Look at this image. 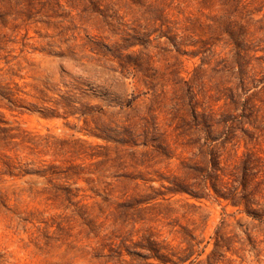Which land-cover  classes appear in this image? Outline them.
Here are the masks:
<instances>
[{
  "label": "rangeland",
  "instance_id": "rangeland-1",
  "mask_svg": "<svg viewBox=\"0 0 264 264\" xmlns=\"http://www.w3.org/2000/svg\"><path fill=\"white\" fill-rule=\"evenodd\" d=\"M147 249L264 264V0H0V264Z\"/></svg>",
  "mask_w": 264,
  "mask_h": 264
},
{
  "label": "trees",
  "instance_id": "trees-1",
  "mask_svg": "<svg viewBox=\"0 0 264 264\" xmlns=\"http://www.w3.org/2000/svg\"><path fill=\"white\" fill-rule=\"evenodd\" d=\"M215 247L216 248L218 247L217 243L215 244ZM147 250L148 252H150V255H147V257H143L144 260L147 262V264H155V263L157 264H182V263H185L187 260H190L191 257L194 255V253H191L189 257L185 259L184 257H178L177 253H165V252H161V250L157 251L156 249H147ZM188 251L189 253L191 252L189 247L184 250V253ZM198 256H201V254H198ZM174 258H176V260Z\"/></svg>",
  "mask_w": 264,
  "mask_h": 264
}]
</instances>
